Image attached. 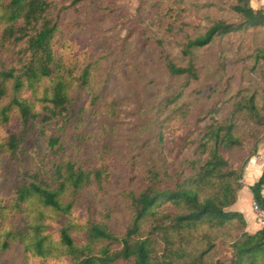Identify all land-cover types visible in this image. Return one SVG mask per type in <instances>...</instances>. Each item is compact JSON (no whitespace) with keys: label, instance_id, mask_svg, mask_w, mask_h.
<instances>
[{"label":"rangeland","instance_id":"1","mask_svg":"<svg viewBox=\"0 0 264 264\" xmlns=\"http://www.w3.org/2000/svg\"><path fill=\"white\" fill-rule=\"evenodd\" d=\"M8 1L0 0V70L13 67L19 74L31 52L28 36L20 41L3 38L1 15ZM48 2L35 28L44 19L57 24L51 75L33 86L25 83L18 91L10 79L8 95L1 101L8 105L13 97L26 100L32 116L22 123L11 103L9 120L0 126V143L7 142L9 134L18 141L13 151H0V232L24 229L38 208L45 214V232L54 242L60 227L71 225L76 244H85L87 221L104 224L122 237L131 223V197L148 185L171 188L191 178L209 156L212 133L219 129L222 137L230 126L229 135L237 142L218 146L229 165L243 167V173L255 163L264 167V60L257 57L264 53V27L232 32L192 49L195 78L171 74L166 67V56L177 66H186L190 57L183 53L185 44L214 20L237 21L232 9L235 0ZM250 4L264 9V0H250ZM22 24L19 20L16 25ZM34 32L29 30V35ZM56 80L65 82L68 101L54 116L48 99ZM68 161L87 174L76 194L68 190L62 196V200H74L72 215L36 203L27 212L8 207L23 182L55 188L64 172L58 166ZM257 178V174L247 175V182ZM242 179L238 182L246 189L249 186ZM251 201L243 210L237 204L232 209L240 210L244 218L252 215L254 224L251 220L248 224L204 221L181 231L171 225L170 215L176 208L163 205L156 212L162 228L150 219L141 237L154 242L155 264L168 260L229 264L232 242L244 230L259 228ZM2 206L7 207L4 213ZM103 247L111 254L120 250L121 243L102 240L93 252ZM0 264L71 261L67 256H35L15 239L0 251ZM112 264H134V260L118 258Z\"/></svg>","mask_w":264,"mask_h":264},{"label":"trees","instance_id":"2","mask_svg":"<svg viewBox=\"0 0 264 264\" xmlns=\"http://www.w3.org/2000/svg\"><path fill=\"white\" fill-rule=\"evenodd\" d=\"M48 8V0H9L7 4H4V12L1 15L3 38L20 41L28 36L27 43L31 58L23 65L19 74H15L13 67L0 70V126L8 122L12 105L19 113L22 123L26 124L32 116L31 105L26 100L13 97L12 105L11 103L1 104L2 99L8 95L7 82L10 79L13 80V89L18 91L25 83L33 86L42 78L51 75L50 66L54 62L52 39L57 24L44 19L41 27L35 28L36 22L43 18ZM232 9L239 18L237 21L228 22L224 19H216L202 33L187 41L183 53L190 59L186 66H177L166 56V67L169 73L195 78L197 75L191 56L192 49L206 46L215 38L232 32L250 27H264V9L253 8L250 0H235ZM19 20H22L23 24L17 26ZM31 29H35L34 35H29ZM257 57L264 60V53H259ZM86 75L87 70L83 72V78ZM48 101L51 104L49 111L52 115L61 113L68 101L67 86L64 81L54 82ZM230 128L231 126L222 137L219 129L212 133L213 145L209 156L191 178L171 188L148 185L138 195L131 197V223L122 237L112 234L104 224L87 221L86 226L84 225L87 233L85 244H76L71 235V225L61 226L59 239L54 242L45 232L43 222L45 214L37 208L24 229L6 228L0 232V251L6 250L11 240L18 239L24 243L25 251L35 256H67L71 264H112L118 258L133 259L134 264H155L153 261L154 242L148 236L142 238L141 231L143 225L150 219L155 220V227L162 228L159 221L161 216H158L156 212L163 205L176 208V212L170 215L174 231L191 229L204 221L218 224L240 221L246 224L242 212L232 209L244 188L238 182L239 177L245 175L243 167H231L228 160L218 150L220 143L237 142L229 135ZM17 142L16 137L9 134V140L0 143V151L3 149L13 151ZM262 145L264 149V139ZM62 169L64 170L63 179L55 188L43 182H23L15 190L14 200L8 207L27 212L31 211L30 206L36 203L43 209L72 215L74 200L65 201L62 200V196L68 190L76 194L87 181V174L76 168L70 161L58 166L59 172ZM97 174L100 175V173ZM249 189L253 200L264 206V167L259 177L249 185ZM22 204H25V207L22 208ZM1 208L3 213L4 209H7L5 206ZM102 240L121 243V248L110 254L108 248L103 247L97 254L94 253V245ZM165 264L181 263L168 260ZM229 264H264V231L262 228L259 227L254 232L244 230L240 233L238 238L232 242V256Z\"/></svg>","mask_w":264,"mask_h":264},{"label":"crops","instance_id":"3","mask_svg":"<svg viewBox=\"0 0 264 264\" xmlns=\"http://www.w3.org/2000/svg\"><path fill=\"white\" fill-rule=\"evenodd\" d=\"M261 171H262V168L257 163L250 165L246 169V173L244 175V179L246 180V183H247L246 185L249 186L250 184H252L256 180L255 179L253 182H247V175L252 176L254 178V176L257 174L258 177H259V175L261 174ZM247 188L250 191L249 187H247ZM247 188L246 189L243 188L241 190V193H243V195L240 194L239 199H238V202L236 203L239 206V209L242 208L241 210H243V209L246 208V205H247L246 202H247V200L248 201L249 200H253L252 193H251V191L248 192ZM251 203H252V201H251ZM245 219H246V223L247 224L249 223L250 220L252 221V222L250 221V224L253 223V216L252 215H251V217L249 219L248 218H245Z\"/></svg>","mask_w":264,"mask_h":264},{"label":"built area","instance_id":"4","mask_svg":"<svg viewBox=\"0 0 264 264\" xmlns=\"http://www.w3.org/2000/svg\"><path fill=\"white\" fill-rule=\"evenodd\" d=\"M261 157L262 156L260 155L259 158ZM241 181L242 183H245L244 179H242ZM251 208H252V212L254 213L255 217L258 220L259 227L262 228L264 231V206L260 205L257 201L252 200Z\"/></svg>","mask_w":264,"mask_h":264}]
</instances>
